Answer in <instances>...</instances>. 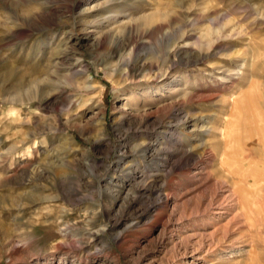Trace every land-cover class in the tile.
Masks as SVG:
<instances>
[{
  "label": "rangeland",
  "instance_id": "1",
  "mask_svg": "<svg viewBox=\"0 0 264 264\" xmlns=\"http://www.w3.org/2000/svg\"><path fill=\"white\" fill-rule=\"evenodd\" d=\"M177 1L0 0V264H264V0Z\"/></svg>",
  "mask_w": 264,
  "mask_h": 264
},
{
  "label": "bare ground",
  "instance_id": "2",
  "mask_svg": "<svg viewBox=\"0 0 264 264\" xmlns=\"http://www.w3.org/2000/svg\"><path fill=\"white\" fill-rule=\"evenodd\" d=\"M184 1H186V0H179V1L176 2V4H178V3L182 4ZM202 14H204V12ZM206 16H208V18L210 17L209 14L206 15ZM242 66L243 65H240V67H242ZM223 71H224L223 72L224 74H227V72H228L227 70H223ZM242 74L243 73H241V75ZM230 83H233V81L230 80ZM176 92H179V91H176ZM245 93H247V92L245 91L242 94H245ZM247 95L248 94H246V96ZM235 103H236V106H239V107H247L248 105H251L249 103H254V102L249 97H245V99L244 98H241L240 100H237ZM255 108L258 110V112H256V113H258L257 115L259 116V118L257 117V119H258L257 121H260V123H259V126L256 128V132L253 129H249L250 127L247 128V130H245L246 131V135L245 136L247 137L248 142H247L246 146L244 147V153H247V154L249 152H252V153H260L262 151L264 152V112L262 110L259 111V109H261V108H258V107H255ZM255 111H254V113H255ZM233 116H234V119L235 120L233 122H231L229 125H227V127H226V130H227V132L229 134L233 131V129L236 127V124L238 123V117L235 114H233ZM232 124H234V125H232ZM253 139H255V142L252 141ZM233 141H234V139H233ZM226 142H228V140ZM226 142L224 143L225 145L228 144ZM231 145H232V143H231ZM229 147H230V145H229ZM250 158L248 159L249 161H250ZM251 160H253V159H251ZM250 192L251 191H249L246 188H244V189H238V190L236 188V190H229V191H226L225 193H227L226 196L230 197L234 201L235 205H237V204H242L244 200H248V198L250 197V195L248 193H250ZM230 223H231V221H230Z\"/></svg>",
  "mask_w": 264,
  "mask_h": 264
}]
</instances>
